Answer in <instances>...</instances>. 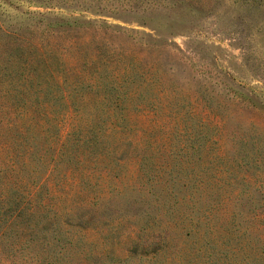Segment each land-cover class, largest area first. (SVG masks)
I'll return each instance as SVG.
<instances>
[{"label":"rangeland","instance_id":"rangeland-1","mask_svg":"<svg viewBox=\"0 0 264 264\" xmlns=\"http://www.w3.org/2000/svg\"><path fill=\"white\" fill-rule=\"evenodd\" d=\"M0 264H264V0H0Z\"/></svg>","mask_w":264,"mask_h":264}]
</instances>
